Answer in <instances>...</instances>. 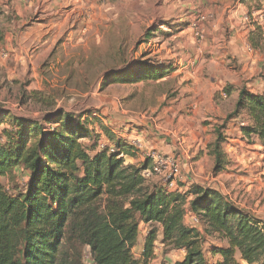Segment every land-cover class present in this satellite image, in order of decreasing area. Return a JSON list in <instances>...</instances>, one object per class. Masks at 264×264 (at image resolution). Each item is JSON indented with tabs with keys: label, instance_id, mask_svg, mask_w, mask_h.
Masks as SVG:
<instances>
[{
	"label": "rangeland",
	"instance_id": "rangeland-1",
	"mask_svg": "<svg viewBox=\"0 0 264 264\" xmlns=\"http://www.w3.org/2000/svg\"><path fill=\"white\" fill-rule=\"evenodd\" d=\"M205 1L206 4L189 13L168 10L165 15L155 16L152 8L145 9L142 3L130 0L126 8L119 6L97 11L90 22L87 16L78 12L79 9L60 7L59 46L52 52L54 57L48 59L46 49L40 44L23 48L19 38L24 33L21 23H40L43 10L38 8L30 20H23L0 7V108L32 122L53 112L88 118L89 131L93 130V133L89 134L91 139H82L83 143L88 146L111 145L100 130L103 125L113 137L127 143L133 151L129 152L130 156L139 155L142 161L139 165L146 162L148 151L179 157L185 177L184 183H177L180 190L186 191L192 184L218 190L239 209L264 222V140L241 131L250 124L246 112L230 120L227 118L233 110L235 96L228 100L223 95L225 88H232L236 93L245 89L250 93L255 90L264 94V84L260 87L264 83V60L251 79L257 80V85L246 80L247 85L244 83L239 87L224 82L219 90L213 88L211 84L220 82L214 77L211 80V73L215 70L208 64L210 56L203 50L205 45L209 46L212 28L222 14L209 11L219 5L220 0L216 3ZM223 1L231 8L239 3L237 0ZM254 10L260 14H249V22H241L239 27L248 24L253 28L243 39L248 46L246 51L251 54L255 49L264 59V8L260 5ZM199 13L208 17L203 25V38H195L190 30L181 34V29L187 28ZM224 14L227 16L226 12ZM235 29L225 26L224 36L228 38ZM147 31L153 35L149 39L145 35ZM56 33L49 31L53 37ZM43 34L46 35V31ZM23 49L28 56L34 57L24 60ZM20 54L22 58L16 57ZM37 54L39 56L35 57ZM140 61L170 64L175 71L163 81L120 83L108 80L111 75L122 73ZM216 67L220 68V65ZM240 67L236 58H229L222 71L236 77L242 71L237 69ZM196 71L203 73L200 78L205 81L201 79L197 83L205 82L208 92L205 89L201 94L194 80H185L184 75ZM210 101L216 107L212 108ZM7 124L4 122L0 130ZM217 129L225 137L222 151L227 165L225 171L216 176L212 173L213 157L209 155V147L215 140ZM95 136L99 137L98 142L94 140ZM137 139L142 143L141 150L135 144L132 146ZM14 172L19 182L26 179L20 169ZM146 181L149 185L162 184L158 177ZM0 182L11 186L7 177L0 178ZM189 199L191 197L184 207V220L188 221L192 214L188 208ZM222 243L216 235L204 237L205 258L210 257V247ZM155 248L164 251L158 243ZM132 254L139 259L140 254ZM82 255L83 264H91L87 247L83 248ZM175 257L170 263H174Z\"/></svg>",
	"mask_w": 264,
	"mask_h": 264
},
{
	"label": "trees",
	"instance_id": "trees-1",
	"mask_svg": "<svg viewBox=\"0 0 264 264\" xmlns=\"http://www.w3.org/2000/svg\"><path fill=\"white\" fill-rule=\"evenodd\" d=\"M239 3L261 0H237ZM164 34V33H161ZM151 38L152 32L145 33ZM172 65L136 62L108 80L120 83L163 81L174 73ZM233 89H224L231 95ZM246 112L250 124L241 131L264 140V94L240 89L228 119ZM88 118L63 112L32 122L0 108V264H83V248L91 264H149L161 231L160 243L184 250L175 264H264V222L248 214L223 194L190 185L169 192L162 184L149 185L142 172L149 167L124 165L127 143L107 136L108 147L88 146ZM47 126L48 128H44ZM99 137H94L98 142ZM225 137L215 130L210 145L212 173L225 171ZM110 147L113 151H110ZM25 176L19 182L15 170ZM201 229L184 224L185 205ZM140 224H149L139 259L132 254ZM216 235L225 247L212 246L209 262L202 249L204 237Z\"/></svg>",
	"mask_w": 264,
	"mask_h": 264
},
{
	"label": "crops",
	"instance_id": "crops-1",
	"mask_svg": "<svg viewBox=\"0 0 264 264\" xmlns=\"http://www.w3.org/2000/svg\"><path fill=\"white\" fill-rule=\"evenodd\" d=\"M135 1L142 3L145 9L152 8L155 16H161L162 14L165 15L168 13V10H171V12L184 11V13H189L191 12V10L197 8L198 6H202L203 4H206L205 0H161V1L160 0H135ZM129 2L130 0H0V7L10 12L11 15L19 17L20 19H23V20L29 19L30 16L36 13V10L38 8L43 10V14H42L43 21H41L40 23L38 24H29L25 22L21 23L22 27L24 28V33H23V36L19 38L22 41L21 44L22 46H24L23 48H31L33 44L35 43L40 44L41 48L46 49V58L48 59V58L54 57L52 52L57 46H59V8L60 7L62 8L66 6V7H73L74 9L77 8L80 10L78 12H80L82 15L84 14V17L87 16L88 22H90V18L91 17L94 18L97 11L101 9L111 10L112 8H117L119 6L126 8ZM208 2L216 3L217 0H212V1L208 0ZM263 2H264L263 0L259 2L246 1L244 3H237L236 7L231 8L227 4H225L223 0H220L218 2L220 3L219 5H216L210 8L209 11L215 14H218V13L222 14V17L220 19H217L216 26L212 28L213 31H212V37H211V42L209 43V46L207 47L205 45L206 47L204 46V50H203L205 55L210 56L208 58V64L213 70H215L214 72L211 73V80H212V77H214L216 80L220 82L219 84L218 83L211 84L213 88L215 89L217 88L219 90L221 84H223L224 82L233 84L235 87L242 86L246 82V80L248 81L251 80L253 76L257 73L258 67L260 63L262 62V60L264 59L261 55H259V52L255 49H253V53L251 54L248 53L246 51V48L248 46L246 47L245 43L243 42L244 37L249 36L250 34L249 32L250 31L252 32L253 28L249 26L248 24H246L245 27L244 26L239 27V25L241 24V22L242 24H245V22H247L243 20V17L245 15L251 14L252 16H255V15L258 16L260 12H254L255 11L254 7L260 6V5L262 6ZM141 9L143 11V7ZM225 12L227 16H225L224 14ZM139 15H142V12L139 13ZM193 22L194 21H191L189 23L190 25L187 26V28H182L180 31L181 34H186V32L189 30L190 32H193L191 29V25ZM260 25L261 24H258V26ZM225 26L226 27L229 26L230 28H233V29L236 28L228 38L224 36ZM14 27L15 25L12 24V28ZM44 31H46L47 33L46 35L43 34ZM49 31H55L57 33L53 37L52 35H49ZM20 48L22 47L20 46ZM23 54H24L23 59L25 58L24 60H27V59L31 60L34 57V55L28 56L27 52L24 51V49H23ZM21 55L22 54L17 55L16 57L19 56L20 58H22ZM36 56H39V55L37 54L35 55V57ZM229 58H236L239 66H241L240 68H237V69L242 70V71L236 77L230 76V74L225 73V70L222 71V66L224 64H227ZM218 64L220 65V68L216 67V65ZM251 72H254V73H251ZM200 77H203V73L199 71L184 75L185 80L187 78H188L187 79L188 81L194 80L195 83L198 84V86L200 87L199 91L201 92V94H203V92H205V89L207 91V84L205 82L197 83L198 80L203 79ZM251 82L254 83V85L258 84L257 80H251ZM263 84L264 83H262L260 87ZM244 85H247V83H245ZM196 90L198 91V89ZM250 91L253 94H258L255 92V90H250ZM237 93L233 90V92H231V95L227 96V99L228 100L232 99L234 95L235 100H236ZM258 95H261V94H258ZM210 103H212V108L216 107L214 102L210 101ZM103 145L104 144H102V146ZM125 157H128V160L126 161L124 160V164L139 165L142 162L138 154L137 156L126 155L123 158ZM186 186L187 185H185L184 188H186ZM179 191L181 192L182 190H179ZM215 191L219 192L218 190H215ZM252 213L254 212L252 211ZM193 217L195 216L191 214L189 221L184 220V224L186 226L189 225V227L195 228L201 232L202 230L201 228H199L200 227L199 223L198 225L195 226L193 222H190L193 219ZM150 227L151 226L149 224H140L137 242L134 248L132 249V252H136V254L142 253L145 237L148 233V228ZM160 240H161V231L159 232V237L156 243L159 244L160 248L164 247V251L167 249L170 250L169 247H165L163 244H161ZM219 246L225 247L226 244L222 243V245H219ZM164 251L161 249L155 248L154 258L149 262V264H161L162 262H167V263L169 262V264H175L177 262L182 261L185 256L184 250H172L171 249L170 252L165 251L167 255L166 253H164ZM174 256H176L174 263H170L171 258ZM207 260L209 262H212V261L219 260V257L212 258L210 256ZM239 264H246V263L243 261H239Z\"/></svg>",
	"mask_w": 264,
	"mask_h": 264
},
{
	"label": "built area",
	"instance_id": "built-area-1",
	"mask_svg": "<svg viewBox=\"0 0 264 264\" xmlns=\"http://www.w3.org/2000/svg\"><path fill=\"white\" fill-rule=\"evenodd\" d=\"M262 6L264 8V2L262 3ZM207 18V15L199 13L194 22L192 23L191 29L195 38H203V25ZM243 20L248 22L249 16L245 15L243 17ZM223 95L225 98L227 97L226 94ZM134 144L138 149H142V143L139 139L132 143V146ZM110 151H113L112 147H110ZM145 158L146 161L149 162V167L142 172V177L145 180H150L153 177H158L161 179L162 185L167 189V191L175 192L177 190H180L179 187H177V183H184L185 177L181 172V159L179 157H175L172 155L165 156L157 153L156 151H148L145 154ZM192 222L195 226L198 225V220L196 217H193Z\"/></svg>",
	"mask_w": 264,
	"mask_h": 264
}]
</instances>
